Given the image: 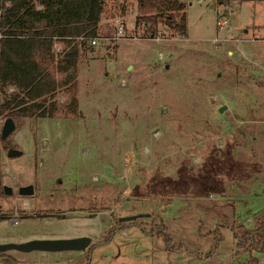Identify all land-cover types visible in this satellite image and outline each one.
Here are the masks:
<instances>
[{
	"label": "rangeland",
	"instance_id": "obj_1",
	"mask_svg": "<svg viewBox=\"0 0 264 264\" xmlns=\"http://www.w3.org/2000/svg\"><path fill=\"white\" fill-rule=\"evenodd\" d=\"M217 1H186L185 37L159 25L151 39L134 25L135 0H103L98 36L78 62L77 112L64 111L58 93L53 117H22L5 139L0 116V243H97L87 258L9 250L11 264L264 257L235 252L233 237L264 226V26L249 27L264 24V0ZM216 13L227 19L223 31H215ZM10 147L22 154L7 157ZM28 184L34 193L18 195ZM45 213L55 215L37 216ZM134 214L141 215L119 224Z\"/></svg>",
	"mask_w": 264,
	"mask_h": 264
},
{
	"label": "trees",
	"instance_id": "obj_2",
	"mask_svg": "<svg viewBox=\"0 0 264 264\" xmlns=\"http://www.w3.org/2000/svg\"><path fill=\"white\" fill-rule=\"evenodd\" d=\"M135 1L134 25L141 36L154 38L162 25L185 37V1ZM103 9V0H0V91L4 95L0 116L14 122L22 117H53L58 93H65L63 110L77 112L78 62L92 49L89 40L98 36ZM57 44L59 51L54 49ZM47 215L55 214L37 216ZM261 215L264 220V209ZM155 231L169 242L164 229ZM233 237L235 252L250 255L264 250V226L256 234L246 231ZM96 245L86 249V258ZM14 262L0 254V264Z\"/></svg>",
	"mask_w": 264,
	"mask_h": 264
},
{
	"label": "water",
	"instance_id": "obj_3",
	"mask_svg": "<svg viewBox=\"0 0 264 264\" xmlns=\"http://www.w3.org/2000/svg\"><path fill=\"white\" fill-rule=\"evenodd\" d=\"M225 106H220L218 112H222ZM16 128V124L11 117H7L1 128V139L8 137ZM22 154L21 150L10 147L7 150V157H16ZM4 194L10 195L13 190L9 186L3 187ZM34 193V188L31 184L20 186L17 190V194L20 196H31ZM141 214L127 215L118 218V222L131 221ZM91 240L87 236H78L73 238L62 239H33L25 242H8L0 243V253L7 252L9 250H17L20 252H59V251H84L90 244Z\"/></svg>",
	"mask_w": 264,
	"mask_h": 264
},
{
	"label": "built area",
	"instance_id": "obj_4",
	"mask_svg": "<svg viewBox=\"0 0 264 264\" xmlns=\"http://www.w3.org/2000/svg\"><path fill=\"white\" fill-rule=\"evenodd\" d=\"M182 1H189V0H182ZM114 25H115V32H116V35L117 36H121L123 34V26H122V23L120 20L116 19L114 21ZM227 26V19L225 17V15L221 14V13H216L215 15V19H214V28H215V31H223ZM156 37V36H155ZM154 37V38H155ZM213 42H216V38L214 37L212 39ZM90 43H94V39H90ZM54 49L56 51H59V47L57 45L54 46ZM9 90H12L11 88ZM17 211V210H16ZM11 223L13 224H16V223H19L20 222V218L19 220L18 219H13V220H10ZM252 264H264V257L261 256L259 259H256V261H254Z\"/></svg>",
	"mask_w": 264,
	"mask_h": 264
},
{
	"label": "crops",
	"instance_id": "obj_5",
	"mask_svg": "<svg viewBox=\"0 0 264 264\" xmlns=\"http://www.w3.org/2000/svg\"><path fill=\"white\" fill-rule=\"evenodd\" d=\"M224 1H226V0H218V1H217V4H223V3L225 4L226 2H224ZM227 1H228V0H227ZM263 26H264V24L256 25V26H253V27H252L251 25H249V27L253 28V30H255L256 32H258L259 29H260V27H263ZM243 32H247V29H244ZM90 240H91L90 244L85 248L84 251H81V252L86 253V249H87L90 245L96 243L94 240H92V239H90ZM60 252H61V251H59V252H51V253H56L55 255H58L57 253H60ZM28 253H29V252H28ZM42 254H43V252H42Z\"/></svg>",
	"mask_w": 264,
	"mask_h": 264
},
{
	"label": "flooded vegetation",
	"instance_id": "obj_6",
	"mask_svg": "<svg viewBox=\"0 0 264 264\" xmlns=\"http://www.w3.org/2000/svg\"><path fill=\"white\" fill-rule=\"evenodd\" d=\"M10 195H11V194H10ZM4 253H5V252H4ZM4 253H3V254H4ZM0 254H1V253H0Z\"/></svg>",
	"mask_w": 264,
	"mask_h": 264
}]
</instances>
